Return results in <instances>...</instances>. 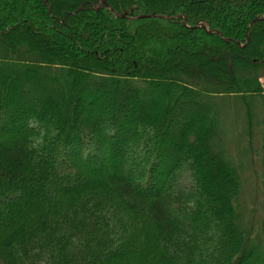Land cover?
<instances>
[{
    "label": "trees",
    "instance_id": "16d2710c",
    "mask_svg": "<svg viewBox=\"0 0 264 264\" xmlns=\"http://www.w3.org/2000/svg\"><path fill=\"white\" fill-rule=\"evenodd\" d=\"M262 78L264 0H0V264H264L220 132L206 150L218 102L249 114ZM49 117L61 152L39 165ZM187 156L197 195L164 194Z\"/></svg>",
    "mask_w": 264,
    "mask_h": 264
},
{
    "label": "rangeland",
    "instance_id": "374dc122",
    "mask_svg": "<svg viewBox=\"0 0 264 264\" xmlns=\"http://www.w3.org/2000/svg\"><path fill=\"white\" fill-rule=\"evenodd\" d=\"M261 81L264 84V78H262ZM254 97L250 98L251 105L249 114L248 110L242 102H240L241 99L236 96H226L222 101L220 100L221 102H218L221 111L218 115L217 122L220 125H218L219 129L215 128V131L211 132V136H207L209 144L206 145V150H208L210 154H218L220 152L219 149H221L219 146L222 145L226 150V159L239 170V174L235 175L237 177L236 183L239 184L240 188V193L236 200L238 210L240 211L238 213L241 217L238 230L239 232L240 230H251V232L256 233L259 223L264 222V95ZM86 108V105H84L83 109ZM93 108L94 107L90 108L93 115L89 114L87 109H82V111L78 113L80 116H77V121L81 129H84L86 124L85 121L91 122V120L99 117L97 116L98 113H96ZM103 116L104 115H101L102 120ZM54 119L57 120V118ZM41 121L42 120L32 118L31 123H33L35 129L30 130L29 133L31 135L29 138L31 137V141H33L35 147L34 152L38 157L39 165L46 159L44 157L46 154L49 155L53 153V158L57 160V152H61V147L59 145L61 144L62 146V143H60L61 138H59L60 133L56 132L57 125H52L55 120L52 121L49 117L45 124ZM138 122V119H136L135 122L131 124L128 131L131 135H136L135 138H132L137 140L136 145H138L140 149H144L145 146L143 143L138 142V138L143 137L145 139V125L137 126ZM211 125L214 126L215 123H211ZM86 129L84 130L88 132V136L91 137L92 140H94V138L101 139L100 136L94 134L95 132L92 133V129ZM104 130L105 125H102L101 132L104 133ZM219 132L223 136V142L219 143L218 149L216 150L217 153L214 147ZM139 141H142V139H139ZM46 145H53V150L49 149V151H44L43 146ZM200 151L203 150L200 149ZM188 160H191L190 156L180 160L173 174L169 176L171 182L168 183V187L164 189V194L169 192L181 193L186 190V192L193 191L194 196L197 195L195 191H198L200 179L193 173V168L189 167L190 164L188 165ZM196 163L198 162L196 161ZM201 198L203 200L206 199V197ZM180 210L190 216L195 214V212L192 211L193 209L182 207ZM220 231L221 229H216L213 233H219ZM255 235L256 234L251 235L252 240H254ZM203 246L206 248L207 244L203 242ZM200 250L199 248L198 251ZM219 258L220 256L217 257L218 260ZM218 260L215 261L214 264L218 263Z\"/></svg>",
    "mask_w": 264,
    "mask_h": 264
},
{
    "label": "bare ground",
    "instance_id": "6f19581e",
    "mask_svg": "<svg viewBox=\"0 0 264 264\" xmlns=\"http://www.w3.org/2000/svg\"><path fill=\"white\" fill-rule=\"evenodd\" d=\"M111 140L113 141V139H111ZM112 141H111V142H112ZM113 142H114V141H113ZM114 143H115V142H114ZM116 144H117L118 146H120V145H121V143H120V142H117ZM170 171H172V168L169 170V172H170Z\"/></svg>",
    "mask_w": 264,
    "mask_h": 264
},
{
    "label": "water",
    "instance_id": "95a60500",
    "mask_svg": "<svg viewBox=\"0 0 264 264\" xmlns=\"http://www.w3.org/2000/svg\"><path fill=\"white\" fill-rule=\"evenodd\" d=\"M155 14H151V16H154Z\"/></svg>",
    "mask_w": 264,
    "mask_h": 264
}]
</instances>
